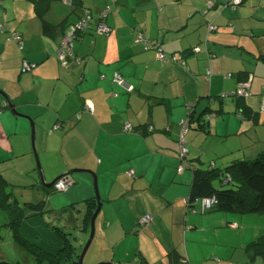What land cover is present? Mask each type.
<instances>
[{
	"label": "crops",
	"instance_id": "crops-1",
	"mask_svg": "<svg viewBox=\"0 0 264 264\" xmlns=\"http://www.w3.org/2000/svg\"><path fill=\"white\" fill-rule=\"evenodd\" d=\"M63 1L46 14L52 25L66 23L50 37L27 0H0V160L31 155L29 121L45 179L71 181L58 204H84V218L95 200V175L105 213L99 226L104 262L263 264L247 246L264 234V216L187 210L192 173L176 169L182 146L188 159L215 167L264 151V0H245L235 9L230 0H78L94 24L70 51L61 46L63 33L79 20L81 8ZM104 11L110 33L98 34L96 16ZM208 23L216 26L210 33ZM137 30L165 59L180 55L183 65L162 62L155 49L136 44ZM197 46L201 50L194 52ZM23 62L33 65L31 71L21 72ZM114 73L134 90L114 84ZM242 82L248 83L245 96L217 99ZM208 101L212 109L222 108L207 110L200 129L195 120ZM191 105L194 121L182 138L179 123ZM3 121L20 125L23 139L12 144ZM126 123L132 130H124ZM71 168L92 174L80 177ZM30 187L45 192L41 182ZM109 213L120 223L112 225L114 234ZM146 214L152 220L138 229Z\"/></svg>",
	"mask_w": 264,
	"mask_h": 264
},
{
	"label": "trees",
	"instance_id": "trees-1",
	"mask_svg": "<svg viewBox=\"0 0 264 264\" xmlns=\"http://www.w3.org/2000/svg\"><path fill=\"white\" fill-rule=\"evenodd\" d=\"M27 1L32 5L33 12L41 23V30L43 35L50 37L54 36L55 29L57 27H65V21L58 26H55L46 20V14L48 13L51 5L55 2L65 3L63 0ZM244 1L245 0H242L239 4L234 5L233 0H230L228 6L235 9L242 5ZM72 2L75 6V9L81 8V15L77 22L67 27V31L63 33V37H65L70 32L71 28H76L77 23L82 21L85 17L86 12H88V14L90 15L89 28L90 25L94 24V16L90 9L88 7H84L78 0H72ZM106 15V11L100 12L96 16L95 26H97L98 24L105 25L109 30L106 33L108 34L110 33V27L105 22ZM210 27H213V29H211ZM215 29L216 26L212 23L207 24L208 33L212 32ZM86 31H79L75 29L73 41L80 38V36H82ZM137 33H140L144 37L141 31L137 30ZM15 36L18 37V40L15 39ZM11 37L14 38L18 43L21 42L20 36L18 34L12 33ZM145 41L149 44L147 49H155L157 51V54L161 52L163 57H165L163 52L154 43L147 41L146 38ZM136 44H141L143 45L142 47L146 49L144 43ZM200 50L201 48L198 46L193 49L194 52H198ZM172 59V57H166L165 60L162 59L160 61H168L169 63L175 65H183V58L180 55L177 58L176 56L174 57V59L176 60L179 59V62H172ZM112 82L114 84H117L113 81V77ZM131 87V91H126L127 93H131L134 90L132 85ZM237 89L233 92H223L217 98H225L226 96L234 97L232 95L237 91ZM209 102L210 101H208V103ZM208 103L206 105H203V109H201L198 118H196L195 120V122L198 123L200 129L204 128V123H202V121L205 122L206 118L203 117V115L207 113V110H214L216 113L220 111V109H212ZM194 114L195 110L193 105H191L187 109V114L184 118V120H188V126L192 122ZM179 127L181 126L179 125ZM57 128L59 129L60 125L57 124L55 126V129ZM148 130H152L151 127ZM180 164L181 162L179 159L178 166ZM185 169L191 170L192 173L189 195L185 200L187 210H195L199 214H206L210 211H214L239 214H257L264 216V151L259 153L252 159L236 160L231 164L225 165L224 167H215L213 164H206L203 161L195 158L187 159ZM57 182L58 181H56L50 188H47L43 185L42 188L46 193L58 191L55 188ZM7 185H9L8 182L0 177V208L4 212H6L9 217V221L6 224L0 225V231L3 227L8 229L12 233L15 244L28 252L38 264L43 261L47 264H78L80 255L76 253V249L74 248L70 239L67 237V234L64 233L60 228L50 227L45 222L43 218V203H25V205L20 206L9 189H7ZM212 196L216 198V204L209 211L200 213V200ZM88 204V210L84 218L86 226L89 225L91 216L96 209V202L94 199H92ZM247 249L252 256L261 257L264 264V234L258 237L256 241L251 242L247 246ZM0 264L10 263L2 260L0 261Z\"/></svg>",
	"mask_w": 264,
	"mask_h": 264
},
{
	"label": "rangeland",
	"instance_id": "rangeland-1",
	"mask_svg": "<svg viewBox=\"0 0 264 264\" xmlns=\"http://www.w3.org/2000/svg\"><path fill=\"white\" fill-rule=\"evenodd\" d=\"M217 99L219 100V98ZM222 99H224V97H222ZM222 99L220 98V100ZM225 99L228 100L230 98L229 96H226ZM218 106L220 109L222 108L220 105ZM201 109L203 108H200V110ZM198 114L199 113H197V115ZM3 122L5 124V127L8 129L7 132H12V135L10 137V139L12 140V144H15L16 141H21V139H23L22 138L23 136H19L21 131L20 125H15L13 124V122H7V121H3ZM28 124H29V133L28 136H25V141L27 145H29L30 148L29 153H31V155L28 158L19 157L17 159H11L7 161L0 160V172L5 170V168L9 167V171H3V173H0V177H2L4 180L8 182L9 185H7V189H9V191L12 193L13 197L18 201L20 206L25 205V203L42 202L44 205L43 218L47 223V225H49L50 227L60 228L64 233H66L67 237L70 239L71 243L76 249V253L80 255L90 236V226L89 225L86 226L85 221L83 220L85 206L84 204H80V203L68 205L67 207H64L62 204H58V202L61 201L62 196H64L67 190L54 191L51 193L43 192V194H41L42 190H38L36 187H30L31 185L36 184V182L38 183L41 181H40L39 170L37 169L36 157L32 151V141L30 136L31 126L29 121ZM14 132H17L18 134L14 135ZM34 147L36 148V152L38 155L37 158L40 162L41 172L43 174L42 161L40 159L37 150L36 140L34 142ZM27 159L29 160L28 164H27ZM55 160L60 164H63V161L61 160L60 156L55 155ZM1 167L4 168L1 169ZM72 169L85 170L83 168H71V170ZM32 170L34 176L30 175L29 173ZM112 170H113L112 176L113 179L115 180L117 178L115 167ZM187 171L191 172V170L189 169ZM74 175L83 177V176H87V173L77 172ZM55 178L56 176L53 177L50 181H47V179H45V176L43 174V180L45 184L52 182ZM96 182H97L98 193L101 199L97 177H96ZM103 183L109 185L110 183H112V181L108 180ZM92 185H93V181H92ZM39 195H42L43 199H39L37 197ZM101 204H102V199H101ZM100 212L95 220L94 238L87 252L85 253L82 264H100L104 262L102 256L103 253H105L104 250L105 248L103 241L101 242L99 241V230H100L99 226L100 223L103 221L105 213L104 212L100 213ZM112 212L113 210L111 211V213ZM8 221H9L8 215L0 208V225H4ZM107 224L110 225V228L112 227V225L113 227L114 226L117 227L120 225L118 218H115L114 216L112 220L110 213L107 216ZM116 224L118 225L116 226ZM137 226L138 229L143 228V226H140L139 224ZM111 229H112V233L114 234L115 229L114 228ZM2 260L7 261L10 264H38L35 262L32 256H30L28 252H26L24 249H22L21 247L15 244L12 233L4 227L1 228L0 231V261ZM39 264H47V263L43 261Z\"/></svg>",
	"mask_w": 264,
	"mask_h": 264
},
{
	"label": "built area",
	"instance_id": "built-area-1",
	"mask_svg": "<svg viewBox=\"0 0 264 264\" xmlns=\"http://www.w3.org/2000/svg\"><path fill=\"white\" fill-rule=\"evenodd\" d=\"M241 1L242 0H233V4L237 5ZM89 23H90V15L88 14V12H86L85 17L83 18L82 21L77 23L75 29H77L79 31H84V30L89 28ZM210 28L213 29V27H210ZM75 29L71 28L70 32L63 39V42H62L61 46L63 47V49H67V51H70L72 49L71 48V44H72V41H73V37L75 35L74 34ZM108 31H109L108 28L105 25H103V24H98L96 26V32L98 34H106ZM15 39L18 40V37L15 36ZM135 42L136 43H144L146 49L149 46V44L145 41V38L140 33H137ZM157 57L160 60H162V59L164 60L165 59V57H163L161 52H159L157 54ZM171 61L172 62H176V61L179 62L180 60L179 59L176 60V59L173 58ZM32 67H33V65H30L27 62H23L22 63V67H21V72L25 73L27 71H30ZM113 81L115 83H117V85L122 87L127 92L131 91V89H132L131 85L129 83H127L123 79V77H121L119 74H114ZM247 89H248V83L247 82H243V83H241L239 85V88L237 89L236 92L233 93L232 96H234V97H243V96H245L247 94ZM85 109L88 112L91 113L92 110H93L92 104L90 102H86L85 103ZM263 109H264V105H263ZM180 126H181L180 136L183 138L184 133L187 132L188 120L187 119L186 120H182L180 122ZM124 130L125 131L132 130L131 124L130 123H126L125 126H124ZM179 159H180L181 164L177 168V173H182L184 171V169L186 168V163H187V159H188L187 149L184 146L181 147V150H180V153H179ZM132 172L133 171L130 170L128 172V174L131 175ZM70 184H71V181L68 180L67 177L66 178L64 177V178L60 179V181L57 182V184L55 185V188L58 191H66L68 189V187L70 186ZM215 204H216V198L214 196L203 198V199L200 200L199 212L200 213H205L206 211H209ZM151 220H152V216L149 215V214H146L139 220V225L140 226L146 225Z\"/></svg>",
	"mask_w": 264,
	"mask_h": 264
},
{
	"label": "water",
	"instance_id": "water-1",
	"mask_svg": "<svg viewBox=\"0 0 264 264\" xmlns=\"http://www.w3.org/2000/svg\"><path fill=\"white\" fill-rule=\"evenodd\" d=\"M8 106H9V108L12 111H15L13 105H11L10 103H8ZM30 122H31V120H30ZM33 132H34V127H33V124H32V148H33V151H34L33 153H34V155L36 157L37 167H38L39 175H40V181H41V183H42L43 186H45L47 188H50V187H52L54 185V183L56 181H58L59 179H61L64 176L57 177L51 183H48V184H45L44 183L43 174L41 172L40 162H39V160L37 158V154L35 152L34 141H33ZM74 172H89V173L92 174V172L89 171V170L85 171V170L74 169V170L69 171V173H74ZM93 177H94L95 200H96L97 207H96L95 211L93 212V215L91 216V219H90V222H89V226H90V236H89V239H88V241H87V243H86V245H85L82 253L79 256L78 264H82V261H83V258L85 256V253L87 252V250H88V248H89V246H90V244H91V242H92V240L94 238V233H95V220H96V217L98 216V214L100 212V209H101V199H100V196H99V193H98V189H97L96 176L93 175ZM100 264H112V263L102 262Z\"/></svg>",
	"mask_w": 264,
	"mask_h": 264
}]
</instances>
